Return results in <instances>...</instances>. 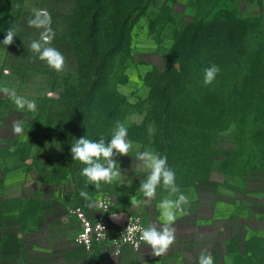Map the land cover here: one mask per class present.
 Segmentation results:
<instances>
[{
	"label": "rangeland",
	"instance_id": "obj_1",
	"mask_svg": "<svg viewBox=\"0 0 264 264\" xmlns=\"http://www.w3.org/2000/svg\"><path fill=\"white\" fill-rule=\"evenodd\" d=\"M75 4L0 0V87L14 88L37 108L21 111L0 92V264H52L67 249L80 254L74 246L79 223L66 211L95 210L105 194L116 210L159 227L158 204L168 192L161 185L155 199L146 200L138 191L147 173L136 154L145 150L167 157L189 204L188 214L173 224L176 239L168 251L156 257L145 244L134 264H199L205 250L214 264H264V0H145L128 45L97 94L84 102L81 85L91 72L72 36ZM33 8L51 14V46L65 57L63 72L30 50L42 31L28 24ZM201 21L244 22L246 44L225 53L195 49L191 26ZM13 24L16 37L5 46ZM212 64L220 71L205 86L204 69ZM17 119L24 127L19 136L12 131ZM117 122L127 126L133 148L114 157L121 178L97 190L81 175L85 165L73 161L70 148L81 137L109 142ZM50 223L64 225L69 246L59 239L54 245Z\"/></svg>",
	"mask_w": 264,
	"mask_h": 264
},
{
	"label": "clouds",
	"instance_id": "obj_2",
	"mask_svg": "<svg viewBox=\"0 0 264 264\" xmlns=\"http://www.w3.org/2000/svg\"><path fill=\"white\" fill-rule=\"evenodd\" d=\"M51 23V14L47 9H32V18L28 20V24L30 27L42 31L39 33V38L32 40L29 47L50 68L56 72H63L65 70V57L60 51L51 46L55 37ZM16 32L17 27L13 24L7 29L2 43L5 46L11 45L14 42V37H16ZM219 71V66L215 64L206 67L204 69L203 84L205 86L212 84ZM0 92L7 95L17 109L21 111L26 109L29 112H35L37 110L35 101L18 95L14 88L0 87ZM12 131L17 136L24 133L22 119L13 122ZM148 131L152 134L154 127L149 126ZM127 136L128 128L125 123L117 122L109 142L106 143V139L103 137L96 141L81 137L75 139V143L71 145L70 152L73 161H79L85 165L81 175L86 177L88 183L94 185L95 189L99 190L102 183L111 184L121 178L122 171L114 157L117 155L127 156L132 150L133 144L127 139ZM136 160L140 162V170L147 173L138 188L143 197L146 200L155 199L156 190L161 185L168 192V196L158 204L162 223L159 227L153 224L141 229L140 235V240L151 248L152 255L160 257L175 242L173 224L179 216L188 214L186 206L189 204V199L177 186L175 173L168 167L166 156L151 150H145L136 154ZM80 196L86 201L90 200L89 193L85 190L80 191ZM135 202L137 204L141 203L139 200ZM89 207H94V204L90 203ZM199 264H214L212 254L206 250L202 251L199 255Z\"/></svg>",
	"mask_w": 264,
	"mask_h": 264
},
{
	"label": "trees",
	"instance_id": "obj_3",
	"mask_svg": "<svg viewBox=\"0 0 264 264\" xmlns=\"http://www.w3.org/2000/svg\"><path fill=\"white\" fill-rule=\"evenodd\" d=\"M143 6L145 0H76L71 15L72 36L79 60L86 62L91 72L81 85L83 102L85 97H94L104 84L115 56L128 45L135 14ZM191 30L188 36L195 49L212 46L221 53L245 45L248 37V26L241 21H201ZM188 36H184L185 41Z\"/></svg>",
	"mask_w": 264,
	"mask_h": 264
},
{
	"label": "built area",
	"instance_id": "obj_4",
	"mask_svg": "<svg viewBox=\"0 0 264 264\" xmlns=\"http://www.w3.org/2000/svg\"><path fill=\"white\" fill-rule=\"evenodd\" d=\"M67 212L77 217L76 239L90 257L97 258V264H111V260L121 256L127 247L139 250L145 245L140 240L141 229L147 228L143 217L131 211L118 216L114 199L109 194L96 201L95 210L78 206ZM121 216L123 218L118 220Z\"/></svg>",
	"mask_w": 264,
	"mask_h": 264
},
{
	"label": "crops",
	"instance_id": "obj_5",
	"mask_svg": "<svg viewBox=\"0 0 264 264\" xmlns=\"http://www.w3.org/2000/svg\"><path fill=\"white\" fill-rule=\"evenodd\" d=\"M120 216L123 214V210L118 209ZM67 212V211H66ZM121 216L118 218V220L122 219ZM49 231L50 234L54 236V245L57 246V240H60V246L67 247L69 246L70 235H68L64 225H57L50 223L49 224ZM74 246L78 247V249L81 251L80 254L70 253V251L67 249L66 251V257L60 258L59 261H51L52 264H97V258L96 257H90L86 249L81 244H74ZM128 252H131L132 254L128 255ZM136 250L132 249L131 247H127L123 254L119 257H114L111 260V264H134L137 259L135 256Z\"/></svg>",
	"mask_w": 264,
	"mask_h": 264
}]
</instances>
